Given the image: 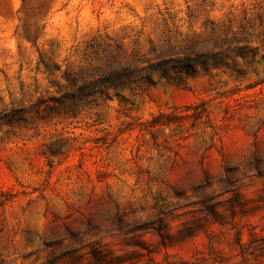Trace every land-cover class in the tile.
Masks as SVG:
<instances>
[{
  "label": "rangeland",
  "instance_id": "374dc122",
  "mask_svg": "<svg viewBox=\"0 0 264 264\" xmlns=\"http://www.w3.org/2000/svg\"><path fill=\"white\" fill-rule=\"evenodd\" d=\"M197 51L224 64L60 112L79 73ZM14 107L0 264H264V0H0Z\"/></svg>",
  "mask_w": 264,
  "mask_h": 264
},
{
  "label": "trees",
  "instance_id": "16d2710c",
  "mask_svg": "<svg viewBox=\"0 0 264 264\" xmlns=\"http://www.w3.org/2000/svg\"><path fill=\"white\" fill-rule=\"evenodd\" d=\"M28 36L38 38L37 31L28 33ZM242 50V49H240ZM224 56L212 51H197L184 53H169L165 57L151 61L144 66H135L131 63H107L98 67L96 71L79 73L71 82V88L61 97L56 99L62 106L60 112L76 114L98 98L108 99L121 95V91L131 85L145 87L153 81V76L158 80L182 81L184 77H194L212 67L224 64ZM134 89V86L131 87ZM57 112L56 106H49L45 111L47 116ZM36 117L40 118L39 111ZM162 116L155 120H160ZM29 118L21 107L0 110V127L5 125H27ZM257 248L263 249L264 246Z\"/></svg>",
  "mask_w": 264,
  "mask_h": 264
}]
</instances>
